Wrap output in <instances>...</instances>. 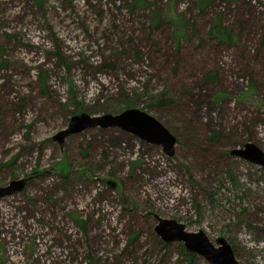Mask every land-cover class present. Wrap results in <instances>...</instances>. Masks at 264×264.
<instances>
[{
  "label": "rangeland",
  "instance_id": "1",
  "mask_svg": "<svg viewBox=\"0 0 264 264\" xmlns=\"http://www.w3.org/2000/svg\"><path fill=\"white\" fill-rule=\"evenodd\" d=\"M263 34L264 0H0V264H209L160 219L264 264V166L231 153L264 152ZM130 108L171 155L118 126L57 136Z\"/></svg>",
  "mask_w": 264,
  "mask_h": 264
},
{
  "label": "water",
  "instance_id": "2",
  "mask_svg": "<svg viewBox=\"0 0 264 264\" xmlns=\"http://www.w3.org/2000/svg\"><path fill=\"white\" fill-rule=\"evenodd\" d=\"M97 125L118 126L148 142L162 144L170 155L176 143L175 137L157 119L136 108L102 117H92L85 113L75 115L71 118L68 128L58 133L57 136L61 139L69 133ZM231 153L264 166V152L251 143L246 144L244 149H237ZM12 189V186L0 187V197L9 194ZM155 230L164 241L182 242L187 251L203 257L209 264H239L231 246L224 238H217V245H214L202 230L190 232L183 224L168 219H160Z\"/></svg>",
  "mask_w": 264,
  "mask_h": 264
},
{
  "label": "trees",
  "instance_id": "3",
  "mask_svg": "<svg viewBox=\"0 0 264 264\" xmlns=\"http://www.w3.org/2000/svg\"><path fill=\"white\" fill-rule=\"evenodd\" d=\"M155 23L157 25L160 24V17H156ZM175 27L181 28V32H179L178 35H182V33H184V29H185L184 23H181L180 21L175 22ZM207 36H208V38L216 39L218 42H224L227 45H231V46H234L236 44L237 40H239L238 36L233 34V32L230 28L223 26L219 20H217L213 24V26L207 31ZM261 44L264 45V34H263L262 39H261ZM203 79L205 82H211V83L216 82L217 81V73L208 72L204 75ZM212 139H214V137ZM187 255L189 257L194 258V254H192V253H187Z\"/></svg>",
  "mask_w": 264,
  "mask_h": 264
}]
</instances>
